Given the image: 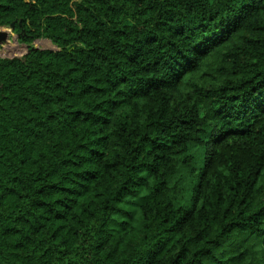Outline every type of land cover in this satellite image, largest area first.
Listing matches in <instances>:
<instances>
[{"label":"trees","instance_id":"obj_1","mask_svg":"<svg viewBox=\"0 0 264 264\" xmlns=\"http://www.w3.org/2000/svg\"><path fill=\"white\" fill-rule=\"evenodd\" d=\"M0 264H264V0H0Z\"/></svg>","mask_w":264,"mask_h":264},{"label":"rangeland","instance_id":"obj_2","mask_svg":"<svg viewBox=\"0 0 264 264\" xmlns=\"http://www.w3.org/2000/svg\"><path fill=\"white\" fill-rule=\"evenodd\" d=\"M29 48L39 50L56 49V47L46 39L37 40L30 45L22 44L19 39V34L14 28L0 25V57H22L28 52Z\"/></svg>","mask_w":264,"mask_h":264},{"label":"water","instance_id":"obj_3","mask_svg":"<svg viewBox=\"0 0 264 264\" xmlns=\"http://www.w3.org/2000/svg\"><path fill=\"white\" fill-rule=\"evenodd\" d=\"M13 28V26H11Z\"/></svg>","mask_w":264,"mask_h":264}]
</instances>
